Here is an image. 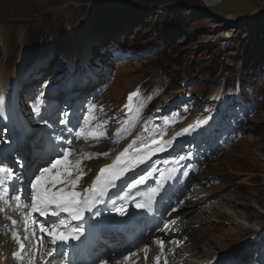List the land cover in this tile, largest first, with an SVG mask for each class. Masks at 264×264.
<instances>
[{
  "label": "rangeland",
  "instance_id": "obj_1",
  "mask_svg": "<svg viewBox=\"0 0 264 264\" xmlns=\"http://www.w3.org/2000/svg\"><path fill=\"white\" fill-rule=\"evenodd\" d=\"M146 1L150 0H0V90L4 89L6 94L13 89L12 82L29 65L30 56H38V60L49 52L52 58L55 56L64 61L74 57L75 62H83L93 57V63L102 64L95 43L100 46L121 43L120 47L124 49L121 55L128 56L131 55L129 51L154 43L162 47L159 58L152 54V59H140L130 64L125 62L127 57H122L118 64L110 65L115 75L103 101L117 105L121 102V108L124 94L135 85H141L142 80H148L149 85L170 80L167 86L175 95L182 84L192 81L195 94L231 85L241 75L245 62L250 63L245 60L241 45L251 48L255 40L264 36V0H218L213 6L204 0H184V9L193 20L189 34L171 27L154 34L152 22L156 17H170L171 12L178 9H151L144 4ZM196 6L209 10L194 9ZM122 36L131 39L121 42ZM36 39H40L39 43ZM90 49L94 53L92 56H89ZM260 52H264V41L255 50V53ZM57 66L56 63L50 65L53 70ZM89 73L90 64L82 73L83 77ZM257 76L254 77L257 81L252 82L257 85L252 86L256 91H262L263 99L258 112L248 122L243 140L212 161L202 177L218 175L222 182L209 192L210 199L217 200L198 205L202 206L200 214L194 215L199 219L195 235L191 234L193 245L198 253L204 249L202 252L209 260L242 246L258 233V229H264V89H260L264 87V68ZM56 78V74L49 78L44 88L51 87ZM168 95L164 96V101ZM97 99L92 101L97 102ZM161 105L162 101L158 100L133 133H150L161 128L166 115ZM33 106L36 110L37 105L34 103ZM136 120L137 116H134ZM231 200L248 209L241 211V219H248L253 213L260 217L240 220L241 223L237 217L233 219L226 214V211L231 213L228 206ZM6 206L0 200V208ZM191 209L197 210L192 207L188 211ZM3 215L4 211H0V227ZM249 224L256 226L246 230ZM45 240L51 239L45 237ZM208 240L212 242L211 247ZM11 248L12 241L0 230V254L5 262L9 261Z\"/></svg>",
  "mask_w": 264,
  "mask_h": 264
},
{
  "label": "snow or ice",
  "instance_id": "obj_2",
  "mask_svg": "<svg viewBox=\"0 0 264 264\" xmlns=\"http://www.w3.org/2000/svg\"><path fill=\"white\" fill-rule=\"evenodd\" d=\"M135 95V94H133ZM132 99V96H129V100ZM63 122V121H61ZM188 130L185 129V132ZM169 143H171L169 141ZM153 145H156L158 150H164L161 147V142H158L156 140L152 141ZM131 147V145H130ZM70 149L65 148L63 151V158L61 159H54L51 161V168L45 166L41 169H38V175H34V179L30 180L29 183L32 188L31 193V209L30 211H26V215H31L35 212H40L42 215H48L49 214V208L53 205L56 209L59 211H53L51 212L52 215L59 216L60 213H66L68 214L73 220H82L84 219V213L89 212L91 213L93 210V207L97 203V201L100 199L101 196L105 194L106 188L109 186L114 185V181L116 179H119L122 175L123 171L127 170V164L125 163L124 167L116 171L114 170V166L112 169L110 168H101L100 169V175L97 176L96 181L94 182L91 189H88L86 191H90L92 193L91 197H85L81 196L75 191H65L62 188H57V185H63L65 181L61 178V174L57 173L56 175H49V173L52 171V169H56L60 166H64L66 169V175L71 176L72 172L68 171L67 168L68 160L67 157L70 154ZM127 151V150H125ZM149 152L151 153V148H149ZM123 156V153L121 156L117 157V162L121 161V158ZM143 153H140V159L139 162H143ZM183 159V157H181ZM107 174V175H105ZM12 176V172L7 167H0V186H3L9 177ZM79 179V177H77ZM71 187H76V182H71ZM53 189H56L55 191ZM8 189H4V191H7ZM4 197L0 196V200H3ZM10 199L15 200L16 206L19 207L21 204L22 197L19 195H15L10 197ZM137 207H143V205L137 204ZM25 208H27V203H25ZM0 211H4L3 208H0ZM13 224L16 223V221H12ZM167 228V224L164 226ZM40 232L46 233L48 236H50L51 243L55 245L57 241H62L64 243H67L69 240H78L80 236L82 235V229L80 227L72 228L71 231H68V225L65 223V221H59L58 224L52 225L51 229L48 230L45 226L40 227ZM13 238L18 239L16 237V234L13 233ZM164 242L161 241L160 245L161 248H163ZM21 250H23L24 245H20ZM54 249H49L47 252V255L49 257L53 256ZM129 255H134L133 253H130ZM125 260L128 259L127 256L124 257ZM47 264H52V261L49 260ZM60 264H63V261L60 262ZM98 264H105L104 261H99Z\"/></svg>",
  "mask_w": 264,
  "mask_h": 264
},
{
  "label": "bare ground",
  "instance_id": "obj_3",
  "mask_svg": "<svg viewBox=\"0 0 264 264\" xmlns=\"http://www.w3.org/2000/svg\"><path fill=\"white\" fill-rule=\"evenodd\" d=\"M205 1V3L207 4V5H210V6H213V5H215L216 3H217V1L218 0H204ZM109 91V90H108ZM108 91H107V93H108ZM46 107L48 108L49 107V105L48 104H46ZM200 194H201V192H200ZM1 196H3L4 197V199H6L7 197H8V195H7V193L6 192H2V194H1ZM228 206H230L231 207V213H229L228 211H226V214L229 216H232L233 217V219L235 218V217H237V220L240 222V220H248V219H251V220H255V219H258L260 216H258L256 213H253V214H251L250 215V217L248 218V219H241L240 218V216H239V214L241 213V211H245V210H247L248 211V209L246 208V207H244L240 202H238V201H232L231 200V202L229 203V205ZM193 207H195V206H193ZM195 212H197L198 213V211L197 210H192L191 211V213L192 214H194ZM4 217H6V215H3ZM253 218V219H252ZM199 218H192L189 222H187V225H184V227H185V230L186 231H190L191 229H193V226L195 225V224H197V220H198ZM241 223V222H240ZM239 223V224H240ZM245 223V222H244ZM256 226V224H253V225H248L247 227H246V230L247 229H250V228H254ZM20 233H21V231H20ZM192 233L195 235V231L194 230H192ZM45 237L46 238H50V239H52L50 236H48L46 233H42V232H40V230L38 231V230H36V233H35V235H34V237L31 239V240H36V242L37 243H43V242H45L46 240H45ZM26 241V240H25ZM29 241V240H28ZM50 242H51V240H49ZM207 243H208V245H209V247H211L212 245V242H211V240H208L207 241ZM22 244V243H21ZM51 244V248L50 249H54V247H55V245H53L52 243H50ZM163 246H164V244H163ZM196 248V247H195ZM198 248V247H197ZM200 248V247H199ZM19 249H21V247L19 248ZM54 251H55V249H54ZM46 254H45V256H43L42 257V260L41 261H43L44 259H46L47 258V252H45ZM171 253V252H170ZM141 254H142V258L143 259H141V261L142 262H146L147 261V259L145 258V256L146 255H150V254H152L153 255V258L152 259H150V261H149V263L150 264H162V262H161V260H158L157 258H156V255H159L157 252H156V250H152V249H149V248H146V247H144L142 250H141ZM164 254H160V256H163ZM139 257V255L138 254H135V255H133L132 257H130V256H128V259L126 260L129 264H140V262H134L137 258ZM208 257V255L206 254V253H204V252H202V251H200L199 253H198V256H197V260H198V263H194V264H201V262L202 261H205L204 259H206ZM204 258V259H203ZM50 260L52 261V263L53 264H60L59 262H58V260H56V258L54 257V256H51V258H50ZM47 260H46V262H45V264H47ZM1 264H5V263H3V262H1ZM35 264V263H34ZM188 264H193V263H191L190 261L188 262Z\"/></svg>",
  "mask_w": 264,
  "mask_h": 264
},
{
  "label": "trees",
  "instance_id": "obj_4",
  "mask_svg": "<svg viewBox=\"0 0 264 264\" xmlns=\"http://www.w3.org/2000/svg\"><path fill=\"white\" fill-rule=\"evenodd\" d=\"M144 4L151 7V9L152 8L153 9L165 8V7H169L171 10H173L175 8L178 9L176 12H171L172 15L170 17H166L164 15L156 17V23H157L158 30L162 29L164 31L168 27H171L174 29L176 28L177 30H179L181 33H184V34H189L191 32L190 27L192 25L193 20L191 19V17H188V12L185 11V9H184V8H186L184 6V0H179L177 2H171V3L168 0H164V2H155L154 0H150V1L144 2ZM164 4H169V5H164ZM200 8H201V6L194 7V9H197V10H199ZM147 24L149 26L150 21H148ZM148 28H150V27H148ZM153 28L155 29V27H153ZM33 39H35V38H33ZM32 40L30 41V43L32 42ZM36 40H37L36 42L39 43L40 39L39 40L36 39ZM28 54L30 56L31 53H28ZM28 58H26V59H28ZM34 58H35V56H32V57L30 56L31 60H33Z\"/></svg>",
  "mask_w": 264,
  "mask_h": 264
}]
</instances>
